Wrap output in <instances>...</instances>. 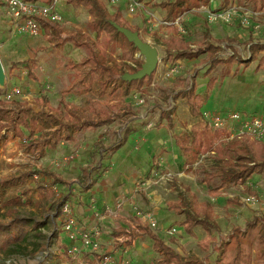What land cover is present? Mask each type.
<instances>
[{
  "label": "rangeland",
  "instance_id": "374dc122",
  "mask_svg": "<svg viewBox=\"0 0 264 264\" xmlns=\"http://www.w3.org/2000/svg\"><path fill=\"white\" fill-rule=\"evenodd\" d=\"M104 1L111 12L120 8L125 18L139 28V38L158 51L155 79L145 93L124 95V90L118 89L112 96H100L76 82L73 67L84 62L91 55L90 51L119 55L117 47L110 45L104 36L96 40L88 24L89 15L82 7L75 8L63 1L58 10L63 15L64 24L49 27L48 37L35 38L17 33L6 11L0 9V59L5 70V83L0 85V102L7 103L5 109L14 118L19 113L17 102L25 104L23 109H31L35 115L47 112L58 116L65 127L63 140L57 148L40 145L47 138L46 134L53 133L55 128L45 131L41 128L33 131L25 129L26 135L31 138L28 142L34 144L32 148L27 140L19 139L7 130L0 134V224H8L19 217L31 218L46 225L40 232L32 230L28 245H22L17 254L8 256L0 251V264H101L105 256L112 257L113 264H156L161 257L154 251L150 237L127 234V237H122L124 242L121 243L112 233L126 225L127 220L132 223L138 219L137 211L153 213L158 227L150 229L178 253L196 257L200 264H215L216 251L231 238L230 231L234 227L245 228L255 218L264 221V210L261 211L258 206L244 205L239 200L235 202L240 192L242 195H257L261 202L264 201V176L253 175L245 186L255 188L257 194L245 193L240 188H225L220 191L219 202H214L208 195L207 185L201 182L203 175L199 173L202 168L211 169L213 154H207L194 170L187 173L186 178L174 176L167 180L168 172H180L176 170L177 164L184 162L179 144L193 125H202L203 136L207 140L218 132L206 126L201 117L193 118L186 100L177 95L194 82L198 94L209 93L202 113L212 117L238 112L243 117L264 118V67L258 70L256 60L248 67L235 63L230 74L223 75L228 70L223 71L224 67L219 66L207 75L210 66L205 63V55L173 63L167 60L164 43L173 35L172 30L177 31L175 28L149 23L151 18H147L143 10L131 13L126 0L117 5H112L110 0ZM166 1L146 0L145 10L155 14L158 20L165 19L167 11L160 4ZM232 1L256 9L246 0H230L229 4ZM203 4L199 3L190 12L179 13L177 17L183 15L188 33L179 36L177 32V35L195 48L203 41L204 33L209 32L215 42H222L224 49L228 42L233 45L232 50L226 48L221 52L223 57L233 55L234 50L246 60L250 59V40L264 42V34L257 37L247 33L248 30L242 26H235L234 29L225 24L210 26L200 10L209 6L211 10L220 9L224 0ZM56 29L59 34H55ZM262 56L264 52L260 54ZM136 57L146 63L141 52ZM25 63L30 65L31 75ZM212 77L216 80L209 88ZM14 89L20 93L8 98ZM41 97L48 98V108L39 104ZM74 110L76 116L71 114ZM102 112L114 116V123L101 128L84 126L96 120ZM221 136L223 140L227 139L226 133L221 132ZM118 146L117 150H113ZM40 167L55 170L65 180L75 183V198L69 205L79 227L76 253L71 248L74 245L71 230L56 227L53 203L44 206L35 178L29 175ZM84 170L88 172V177L84 176ZM151 175L155 183L149 191L153 193L152 199L161 202L158 206L153 207L151 203H145L144 197H139L132 210L127 208L121 212L123 208H116L118 199H123L124 205L130 204L134 196L131 188L141 185L140 182ZM11 179L19 182L14 187H6L4 192L2 183ZM91 180L97 181V185L88 188ZM179 181H182L183 189L188 188L196 195L199 202H212L221 225L220 231H214L211 236L200 227L195 228L192 234L186 232L182 225L185 216L171 206L179 202L181 192L185 193ZM15 196H18L20 204L14 208L6 207L4 200ZM188 198L191 199L190 196ZM85 209L94 216L96 228H89L90 223L85 221L86 213L82 214ZM95 213L102 219L96 218ZM171 229H175L177 234L171 235ZM95 231L101 233L98 253L78 245L81 235ZM221 233L227 235L221 239ZM206 243L209 246L205 247Z\"/></svg>",
  "mask_w": 264,
  "mask_h": 264
},
{
  "label": "trees",
  "instance_id": "16d2710c",
  "mask_svg": "<svg viewBox=\"0 0 264 264\" xmlns=\"http://www.w3.org/2000/svg\"><path fill=\"white\" fill-rule=\"evenodd\" d=\"M64 1L66 5L85 9L90 18L89 27L96 40H100L104 36L110 45L116 46L119 50L118 56L101 51H90L91 55L84 62L73 67L76 70V82L84 85L87 91L96 92L100 96H112L118 89L124 90V95H129L131 92H147L155 79L156 71L141 79H123L125 74L134 75L141 71L144 61L136 57L140 52L139 49L117 27L127 29L133 33H139V28L133 26L125 18L120 8L111 12L104 0ZM246 1L252 3L256 9H264V0ZM48 2L51 3L52 0H48ZM229 2L230 0H224L226 6ZM199 3L200 5L201 3L209 5L210 0H167L166 3H161L160 6L167 11L169 19H175L179 13L190 12L194 7L199 6ZM185 28L187 29L186 25ZM45 29L47 35L49 29L46 26ZM172 31L174 32L173 35L164 43V46L166 47L167 60L173 63L193 60L205 55V63L210 66L207 75L219 66L224 67L223 71L224 69L228 70L224 71L223 75L230 74L235 63L248 67L256 60L259 63L258 70L264 67V56L260 57V54L264 52V42L262 41L250 40V59L248 60L238 55L234 50L233 55L225 58L221 55V52L226 48L232 50L233 45L229 42L224 49L222 42H215L211 34L205 32L203 41L193 48L179 37L184 35L178 36L177 31ZM54 32L57 34V29ZM26 68L31 69L30 65L27 64ZM29 73L32 74L31 70ZM215 80L214 77L210 79L209 88L212 87ZM177 96L186 100L193 118L202 117V107L207 101L209 93L205 95L198 94L196 84L193 82L188 88L178 92ZM15 104L19 111L16 118L12 117L10 112L5 109L7 103L5 101L0 102V134L7 130L17 138L28 142L31 138L30 135H26L25 129L33 131L41 128L45 131L55 128L56 130L53 133L46 134L47 138L40 145L57 148L63 140L62 133L65 129L64 125L61 124V119L47 112L35 115L31 109H23L25 104L17 102ZM39 104L48 108V98L41 97ZM71 114L76 116L75 110ZM76 120L80 122L79 119ZM114 121V116L102 112L96 120L89 121L84 126L101 128L113 124ZM72 128H69L70 132H72ZM202 128L200 123L193 125L191 131L183 137L181 144H179L184 167L189 168L187 172L189 173L203 156L213 154L211 169L202 168L199 172L203 175L201 182L207 185L208 195L211 198L220 197V191L225 188L243 187L245 193L257 194L255 188H245V186L251 181L253 175L261 174L264 176V141H251L248 138L223 140L219 131L207 140L203 136ZM28 143L30 148L34 146L32 142ZM118 148L119 146L113 150ZM83 174L86 177L89 175L86 170ZM29 175L35 178L34 181L37 184L44 206L53 203L52 206L56 209L54 216L56 227L64 229L69 222L64 207L75 198V183L64 180L58 172L48 167L34 169ZM18 182L17 179H11L3 182L1 187L5 192L6 187H14ZM96 184L97 181L91 180L88 188H92ZM54 190H57L56 194ZM184 192L180 193L179 202L171 206L179 214L185 216L182 225L185 227L186 232L192 234L195 228L200 227L208 236H211L214 231H220V227L215 221L212 202L209 200L199 202L196 195L192 194L188 188ZM17 197H10L8 201L3 199L5 206L14 208L19 205L20 201ZM235 202L238 203V200H235ZM42 226L46 225L31 218L19 217L13 218L8 224H0V251L8 256L17 254L22 245H28L31 231L40 232ZM122 232V230H117L114 235L117 237ZM141 235L148 236L153 240V249L161 257L156 264H200V260L196 257H185L160 240L158 235L148 226L142 229ZM230 236L231 238L223 242L216 251L215 264H264V221L261 222L258 218H255L253 221L248 222L245 228L234 227ZM207 246L209 245L206 243L205 247Z\"/></svg>",
  "mask_w": 264,
  "mask_h": 264
},
{
  "label": "built area",
  "instance_id": "2783aa9c",
  "mask_svg": "<svg viewBox=\"0 0 264 264\" xmlns=\"http://www.w3.org/2000/svg\"><path fill=\"white\" fill-rule=\"evenodd\" d=\"M64 0H52L51 3L48 0H0V6L6 11V14L10 17L12 24L14 25L15 31L20 34H25L30 37H40L46 36V29L49 27L62 26L64 24L63 15L59 12L58 6ZM121 0H110L112 5H117ZM129 4V11L131 13H136L138 10H143L149 19V23H156L158 26L163 28L173 27L177 30L180 35H186L187 29L185 28V19L182 16L175 19L163 18L158 20L155 14L150 13L145 10L146 0H126ZM144 1V2H142ZM214 0L210 1V4ZM202 10H204L202 12ZM201 13L205 15L207 23L212 25H230V26H242L246 28L253 35L260 37L264 34V10H257L249 7L247 4L239 3L237 1H232L227 6L224 5L220 9L211 10L210 6L208 8L202 7ZM196 11V10H194ZM176 70V68H175ZM174 72V71H173ZM19 90L14 89L7 97L12 98L13 96L19 94ZM141 103L144 100H140ZM202 121L206 126H209L215 131L226 133V140L233 139H243L248 138L251 140L264 141V118L262 117H243L238 112H229L225 114H216L210 116L208 113H202ZM196 163L194 167L197 165ZM194 167L192 168L194 170ZM189 168L185 167L179 173L168 172L167 180L173 179L174 176L181 178H186ZM190 173V172H189ZM190 178V177H189ZM192 178V177H191ZM244 191L243 187H240ZM139 188L137 187L134 191V196L131 198V205L135 203V196L138 193ZM239 202L244 205H253L264 210V201L261 202L257 195H242L241 192L237 196ZM124 207L123 199H118L116 208L121 209ZM263 208V209H262ZM109 212V210H107ZM64 212L69 218V222L65 227L67 230H71V240L74 245L71 247L72 251L76 253L78 251L77 240L79 227L75 220L73 219L70 211V205L67 204L64 207ZM116 213H114L115 215ZM96 218H100L98 213H95ZM136 216L141 219L145 226L152 229L158 227L157 222L153 217L152 212L137 211ZM138 225H132V228L136 230ZM171 235L177 234L175 229H171L169 232ZM101 233L95 231L94 233H86L81 235V241L78 242L79 246H83L85 249H90L91 252L98 253L101 249L99 244V238ZM227 239V238H226ZM118 242L123 243L122 238L117 239ZM113 259L110 256H105L101 264H113Z\"/></svg>",
  "mask_w": 264,
  "mask_h": 264
},
{
  "label": "crops",
  "instance_id": "0c3cea01",
  "mask_svg": "<svg viewBox=\"0 0 264 264\" xmlns=\"http://www.w3.org/2000/svg\"><path fill=\"white\" fill-rule=\"evenodd\" d=\"M0 9H3V7H0ZM213 28V27H212ZM230 28H232V29H234V28H236L235 26H231ZM247 33H250L249 31H247ZM45 36V35H44ZM46 37H48V36H46ZM177 169H179L178 171H181V170H183L184 169V164L181 162V163H178L177 164V168H176V170ZM137 177L138 176H136L135 177V179H137ZM64 179V178H63ZM181 179V178H180ZM182 179H184V178H182ZM65 180V179H64ZM67 181V180H66ZM155 182H154V179H153V175H151V177L150 178H147V179H145V180H143V181H141L140 182V184L141 185H139V186H133V184L131 185V193H133V191H135L136 190V188L138 187L139 188V192L136 194V196H135V200L137 201V200H139V197H144L145 198V203H151V205L153 206V207H155V206H158L161 202L160 201H157V200H154V199H152L151 198V194H153L152 192H150L149 191V189H150V187H153V184H154ZM178 183H180V188L181 189H183V187L181 186V183H182V181H179ZM97 185V184H96ZM95 185V186H96ZM186 189H183V191H185ZM128 192V191H127ZM134 195V194H133ZM211 198V197H210ZM212 200H214V202H219V197H217V198H211ZM215 199L217 200V201H215ZM127 208H128V210H132V208H133V205H131V201H130V204H129V202L128 203H126V205H124V207H123V210H121V212H124L125 210H127ZM152 209V208H151ZM154 210V209H153ZM150 211H152V210H150ZM88 212V210H86L85 209V212L84 213H82V214H85L86 216H85V221L86 222H88V223H90V225H89V228H96V220L94 219V216L93 215H90V214H88L87 213ZM97 212V211H96ZM214 212H215V209H214ZM258 212H261V211H258ZM257 212V213H258ZM102 213H103V211H102ZM116 215V214H115ZM134 216V215H133ZM82 217H84V216H82ZM114 217H116V216H114ZM135 217V216H134ZM106 217H103V219H105ZM223 219V218H222ZM110 221H112L111 219H110ZM215 221H216V223L219 225V227L221 228V225H220V223L217 221V217H216V213H215ZM127 222V224H128V226H127V224L126 225H123V226H121L120 228H118V229H116V230H114L112 233L114 234V232H116L117 230H122L123 232H122V234L121 235H119V236H117L116 237V239H119V238H122V237H127V234H135V237H139V235H141V231H142V229L143 228H146L147 226H145L144 225V223H143V221L141 220V219H135V221L134 222H132V223H130V221H126ZM138 225L137 226V228H136V230H134L133 228H132V225ZM231 233H232V230L230 231ZM227 234L226 233H221L220 234V236L219 237H221V239L222 238H224L225 236H226ZM231 235V234H230ZM123 240V239H122ZM124 241V240H123ZM127 243V241H125V244ZM182 255V254H181Z\"/></svg>",
  "mask_w": 264,
  "mask_h": 264
},
{
  "label": "water",
  "instance_id": "95a60500",
  "mask_svg": "<svg viewBox=\"0 0 264 264\" xmlns=\"http://www.w3.org/2000/svg\"><path fill=\"white\" fill-rule=\"evenodd\" d=\"M120 32H122L130 42H133L135 46L139 49L141 54L145 57V62L142 70L134 75L125 74L123 79L133 80V79H141L147 75H151L154 71H156L158 66V51L152 47L149 43L143 42L138 33H133L127 29L119 28ZM5 83V70L3 64L0 59V85H4Z\"/></svg>",
  "mask_w": 264,
  "mask_h": 264
}]
</instances>
